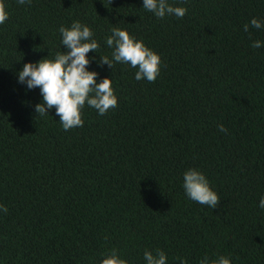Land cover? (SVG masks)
Instances as JSON below:
<instances>
[{"label": "trees", "instance_id": "trees-1", "mask_svg": "<svg viewBox=\"0 0 264 264\" xmlns=\"http://www.w3.org/2000/svg\"><path fill=\"white\" fill-rule=\"evenodd\" d=\"M169 2L184 16L158 19L142 0H0V264H99L110 249L128 264H144L145 249L167 264H264V46L250 47L264 27L243 30L264 20V0ZM73 20L98 41L87 67L111 78L117 106L85 104L82 126L64 130L54 109L35 113L39 89L16 74L51 58ZM113 26L160 55L154 81L98 66ZM188 168L205 174L215 208L185 196Z\"/></svg>", "mask_w": 264, "mask_h": 264}, {"label": "clouds", "instance_id": "clouds-1", "mask_svg": "<svg viewBox=\"0 0 264 264\" xmlns=\"http://www.w3.org/2000/svg\"><path fill=\"white\" fill-rule=\"evenodd\" d=\"M20 5H25L31 0H16ZM141 7L151 12L158 19L165 16L183 17L187 9L183 6H174L169 0H142ZM7 19V13L0 8V24ZM249 25L260 29L264 27V20L252 17L243 25V30L248 31ZM59 48L51 58L48 55L35 62H25L16 74L17 83L22 84L27 90L39 89L41 101L36 103L34 111L41 116L48 115L47 110L54 109V114L59 117L58 122L64 130L80 127L83 124L81 109L87 104L96 110L98 115H103L110 108L117 106V96L111 87L112 80L105 76L97 79L98 73L89 70L87 65L95 56H87L89 51L97 54L98 41L93 37L91 28L73 20L68 26L61 24L58 29ZM104 44L111 50L109 55H99L98 66L107 65L112 70L113 65L125 64L135 68L134 79L154 81L160 72L161 58L153 49L147 47L141 39L130 35L126 29L113 26L110 34L104 38ZM64 46L61 51L60 46ZM264 46L261 40L251 41L250 47ZM221 132L227 129L223 124H218ZM182 188L185 196L198 204L215 208L219 196L210 186L205 174L198 168H188L182 173ZM264 209V194L260 195L258 205ZM7 207L0 204V213H6ZM167 255L161 249L155 252L145 249L143 251L144 264H167ZM179 264H186L183 257H176ZM99 264H128V261L118 255L115 249L102 253ZM198 264H231L226 256H218L209 260L207 256L201 258Z\"/></svg>", "mask_w": 264, "mask_h": 264}]
</instances>
